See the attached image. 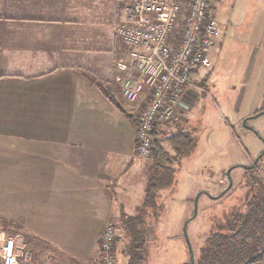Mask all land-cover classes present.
Segmentation results:
<instances>
[{"label": "crops", "instance_id": "obj_1", "mask_svg": "<svg viewBox=\"0 0 264 264\" xmlns=\"http://www.w3.org/2000/svg\"><path fill=\"white\" fill-rule=\"evenodd\" d=\"M251 2L258 9L249 21V47L253 59L261 60L258 65L253 60L240 89L231 90L240 91L233 99L236 114L222 115L244 135L255 128L246 121L264 110V0ZM236 3L213 0L212 11L217 7L231 18ZM123 5V0H0V241L12 237L20 251L31 254L32 264H98L107 223L124 234L121 214L135 216L143 203L147 165L133 155L139 101L131 108L120 102L123 74L115 67L128 59L127 46L113 31ZM217 24L209 58L219 61L227 28ZM211 80L207 69L190 73L191 85L156 131L173 155L167 138L191 134L193 120L210 114L208 100L221 108L207 89ZM207 175L216 176L212 185L194 188L219 199L229 181L226 185L221 171ZM113 256L115 264L128 262L120 237Z\"/></svg>", "mask_w": 264, "mask_h": 264}, {"label": "rangeland", "instance_id": "obj_2", "mask_svg": "<svg viewBox=\"0 0 264 264\" xmlns=\"http://www.w3.org/2000/svg\"><path fill=\"white\" fill-rule=\"evenodd\" d=\"M233 9H235L234 14L229 18V12L219 14V9L215 8L213 13L217 22L220 23V28L221 26L225 27V25L227 28L224 32L225 44L221 49L219 61L209 58L210 65L203 68L210 72L212 79L207 83V89L212 95L215 94L217 103L220 104L221 108L215 106L216 102L214 105L212 101L208 100L211 109L210 114L203 115L202 113L193 120L195 121L194 124L188 129L194 138V146L187 155L175 157L172 164L174 168L172 179L158 193L156 191L157 197L154 200L153 211L151 212L152 209L147 210V212H151V217H154L150 221L151 236L147 239L148 264H184L191 259L190 252L194 254V259H196L200 247L215 225L224 219L225 214L233 207H243L245 199L253 192V188L257 187L251 182L247 184L251 174L258 176L257 179L261 182L259 183L264 185V168L256 173L254 168L240 167L254 165V160L258 158L255 162L257 164L264 157V155L258 157L264 150V114L254 116L246 121L245 126L255 127L251 128L252 132L246 130V135L242 134L244 130H239L241 128L238 125L234 127L230 125L233 124V120L229 124L222 117L224 114L229 115V118L233 117L232 113L238 108L237 101L233 99L236 93H240V83L243 78H246L245 72L254 60V51L249 47L250 34L248 31L249 21L250 19L253 20L255 9L258 8L252 4L251 0H237ZM238 9H242V11H238ZM260 13L259 10L257 16ZM253 30L254 27L252 33ZM260 60V56L257 55L254 60L255 65H258ZM234 85L239 89L232 92ZM217 88L218 90H215ZM120 91L123 98L120 102L128 108L134 106L124 99L122 90ZM232 110L234 111L232 112ZM161 125L162 123L155 131ZM165 149L170 155H173L167 145ZM133 155L142 165H147L148 184L151 178L149 167L152 164V156L142 157L134 151ZM236 164L240 166L232 168L229 177H227L226 171ZM220 171L221 176L227 179L226 185L229 181L228 178L231 179L233 183L231 188H228L229 190L222 196L220 195L219 199H213L208 193H201L196 203L197 214L188 220L187 218L193 213L195 196L200 191V189H196L209 188L216 178V176L209 177L207 172H215L218 175ZM214 194L216 195V192ZM186 195H189L188 198L190 199L187 202L184 200ZM186 203L190 207L188 217H184ZM147 221L149 223V218ZM184 224H186V235L184 234ZM116 237L117 240L120 237L125 245L124 234L121 235V233L116 232ZM29 256V261L32 264L31 259L33 257L30 253ZM125 256L129 259L126 254Z\"/></svg>", "mask_w": 264, "mask_h": 264}, {"label": "built area", "instance_id": "obj_3", "mask_svg": "<svg viewBox=\"0 0 264 264\" xmlns=\"http://www.w3.org/2000/svg\"><path fill=\"white\" fill-rule=\"evenodd\" d=\"M113 31L128 48L127 61L115 64L122 72L124 99L138 105L133 151L151 157L152 134L170 119L190 84L189 75L209 66L218 34L213 0H123ZM257 173L264 157L253 163ZM116 230L107 223L99 238V264H115L112 248ZM22 258L20 262L19 259ZM0 264H31L12 237L0 241ZM184 264H194L186 262Z\"/></svg>", "mask_w": 264, "mask_h": 264}, {"label": "trees", "instance_id": "obj_4", "mask_svg": "<svg viewBox=\"0 0 264 264\" xmlns=\"http://www.w3.org/2000/svg\"><path fill=\"white\" fill-rule=\"evenodd\" d=\"M98 87L111 103L126 112L107 89L101 84H98ZM259 112L257 111L254 115ZM152 137V164L149 167L151 178L146 184L140 211L135 216L121 214L119 220L126 238L124 252L129 258L127 264H147V239L151 236L150 221L154 217H151L150 213L155 207L154 200L158 191L168 185L173 177L172 164L175 157L187 155L195 143L194 138L188 132L177 133L166 139L174 151V155H170L163 148L162 140L156 137V131ZM263 155L264 150L258 157ZM257 178L258 176L251 174L248 180L247 184L251 182L257 187H254L253 192L245 199L243 207H233L225 214L224 219L215 225L200 247L196 259L191 252L194 264H264V185L260 184ZM148 209H152L150 213L147 212ZM147 218H149V223Z\"/></svg>", "mask_w": 264, "mask_h": 264}, {"label": "water", "instance_id": "obj_5", "mask_svg": "<svg viewBox=\"0 0 264 264\" xmlns=\"http://www.w3.org/2000/svg\"><path fill=\"white\" fill-rule=\"evenodd\" d=\"M264 113V110L263 111H260L259 113H257V114H255L254 116H258V115H261V114H263ZM245 121L246 120H244V124H245ZM258 159V158H257ZM257 159H255V161L257 160ZM247 168H252V165L250 166V167H247ZM230 171H231V168H229L227 171H226V174H227V177H229V174H230ZM229 179V185H228V188L231 186V180H230V178H228ZM223 192H225V190L223 191ZM200 193L201 192H199V193H197V195L195 196V199H194V209H193V213H192V216L189 218V219H191V218H193V217H195V215H196V213H197V199H198V196L200 195ZM188 219V220H189ZM187 221V220H186ZM185 225L186 224H184V234L186 235V233H185ZM191 251V250H190ZM191 253V252H190ZM191 262H193V259H192V256H191Z\"/></svg>", "mask_w": 264, "mask_h": 264}, {"label": "flooded vegetation", "instance_id": "obj_6", "mask_svg": "<svg viewBox=\"0 0 264 264\" xmlns=\"http://www.w3.org/2000/svg\"><path fill=\"white\" fill-rule=\"evenodd\" d=\"M256 161H257V160H256ZM256 161L254 160V163H255ZM252 168H254L253 165H252Z\"/></svg>", "mask_w": 264, "mask_h": 264}]
</instances>
